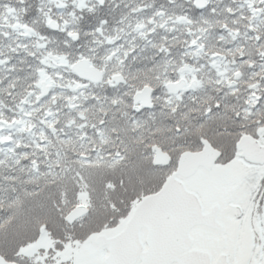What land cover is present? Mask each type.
<instances>
[{
	"label": "snow or ice",
	"instance_id": "snow-or-ice-1",
	"mask_svg": "<svg viewBox=\"0 0 264 264\" xmlns=\"http://www.w3.org/2000/svg\"><path fill=\"white\" fill-rule=\"evenodd\" d=\"M0 264H264V0H0Z\"/></svg>",
	"mask_w": 264,
	"mask_h": 264
}]
</instances>
